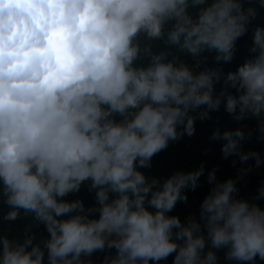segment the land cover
Listing matches in <instances>:
<instances>
[{
	"label": "clouds",
	"instance_id": "clouds-1",
	"mask_svg": "<svg viewBox=\"0 0 264 264\" xmlns=\"http://www.w3.org/2000/svg\"><path fill=\"white\" fill-rule=\"evenodd\" d=\"M253 16L240 0H0V219L5 202V219L23 209L49 234L42 244L0 236V264H91L82 255L105 247L116 249L105 264H217L220 248L238 264L264 260V208L235 198L233 179L201 202L205 237L194 217L167 215L203 167L162 179L138 170L222 101L236 120L264 115V27L235 72L190 66L205 49L230 61ZM243 136L212 133L225 157L259 165L240 151ZM85 181L98 218L61 199Z\"/></svg>",
	"mask_w": 264,
	"mask_h": 264
},
{
	"label": "trees",
	"instance_id": "trees-1",
	"mask_svg": "<svg viewBox=\"0 0 264 264\" xmlns=\"http://www.w3.org/2000/svg\"><path fill=\"white\" fill-rule=\"evenodd\" d=\"M240 2L244 9L248 7L255 9V16L249 19L245 33L236 39L231 60L217 61L215 50L205 49L196 57L191 56L190 66L194 73L205 68L218 69L223 77L228 72H235L238 66L254 55L250 52L252 33L256 27H264V6H261L260 0H240ZM150 41L153 43L162 42L161 40ZM222 87H226L223 84V78L214 84V95L219 93ZM228 91L236 95L234 88H228ZM205 108V105H201L197 111ZM192 114L195 115V113ZM116 119L119 117L117 116ZM262 120H264V115L253 116L251 114L236 120L232 114L225 111L222 101L217 110H208L206 118H197L194 121L195 130L191 136L183 134L176 140H170L166 148L151 157L150 167H140L138 170L147 171L152 177L159 179L170 176L176 170L190 171L203 167V172L198 177L197 186L194 189H183L187 197L186 201L178 200L167 215L179 213L186 220L190 216L194 217L201 223L202 232L206 237L203 221L200 220L201 202L209 193L213 183L229 178L235 182L237 189L233 194L235 198L248 200L250 203L264 208V197H258V189L264 184V133L260 131ZM178 128H182V125ZM217 129L221 133L225 130H242L244 136L240 141V151L256 152L262 162L256 165L255 158L251 156L243 162L235 154L225 157L221 150L224 141L212 138V133ZM213 170L215 171V180L210 183L207 177ZM0 189H2V185H0ZM61 199L80 200L83 203L85 214L90 218H98V211H87L90 208L98 207L95 189H90V181L82 182L78 191L70 192ZM10 210L11 206L4 202L3 215L0 219V236H6L10 241L22 243L26 236L31 235L33 244H42V241L48 238L49 234L45 225L34 219L32 213H25L23 209H19L15 219L7 220L4 217ZM225 252V248L217 249V264H238L236 261L226 259ZM115 253L116 249L113 247H105L103 250H94L90 256L82 255L81 259L85 262L91 261V264H105V258L110 259ZM242 264H253V262H242ZM254 264H264V260L256 257Z\"/></svg>",
	"mask_w": 264,
	"mask_h": 264
}]
</instances>
